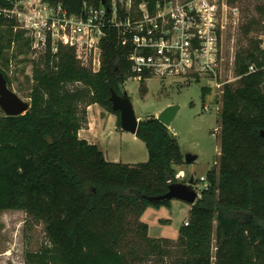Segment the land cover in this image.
<instances>
[{
	"label": "trees",
	"instance_id": "1",
	"mask_svg": "<svg viewBox=\"0 0 264 264\" xmlns=\"http://www.w3.org/2000/svg\"><path fill=\"white\" fill-rule=\"evenodd\" d=\"M46 1L75 13L85 2H102ZM14 3L0 0V7ZM258 9L264 16V7ZM17 24L0 16V60L10 46L2 42L1 28L10 30L9 44L25 38ZM32 41L26 44L32 47ZM102 46V68L95 72L81 64L74 48L59 45L54 52L50 44L34 67L30 109L0 116V210L27 211L45 223L49 238L26 264H139L147 257L153 264H264V50L256 44L237 57L240 79L225 86L219 113L220 165L210 169L206 188L191 205L173 258L168 239L152 238L141 218L149 205L170 201L153 198L178 182L176 166L186 162L177 136L148 116L136 135L149 159L124 163L108 160L98 144L79 134L92 104L115 113L121 127L110 97L112 89L127 92L124 83L133 76L128 51L115 31ZM145 80L141 91L147 94ZM210 90L203 87L204 98Z\"/></svg>",
	"mask_w": 264,
	"mask_h": 264
},
{
	"label": "rangeland",
	"instance_id": "2",
	"mask_svg": "<svg viewBox=\"0 0 264 264\" xmlns=\"http://www.w3.org/2000/svg\"><path fill=\"white\" fill-rule=\"evenodd\" d=\"M238 4L241 19L237 25L229 19L222 41L223 75L224 79L229 80L237 78L235 66L239 54L248 49L255 50L256 44L264 50V16L258 9V6L264 7V0H239ZM247 25H250L249 30ZM1 32L4 35L2 42L10 46H6L4 50L0 67L8 75V78L5 77L9 87L31 103L34 67L42 61L45 51L35 50L26 44L30 34L9 44V28L5 26L1 28ZM259 55L264 57V52ZM124 85L140 120L148 116L159 117L168 106L179 105L170 129L177 136L183 153L192 152L198 154L199 158L195 162L177 165V179L179 182H186L194 177L195 188L201 197L202 190L206 188L208 172L220 165L221 88L210 85L205 77H201L200 81L182 83L173 78L163 80L159 76H153L145 80L147 94L141 91L142 82L132 76L127 77ZM203 87L211 89L205 98ZM100 108L105 109L103 115L109 114V110L100 104L93 105L88 116L94 124L84 136L90 142L99 144L109 160L124 163L147 161L149 151L146 143L130 132L117 130L113 117L102 120L98 115ZM4 114L0 107V116ZM190 208V203L174 198L167 204L149 205L142 215L141 220L149 225V235L152 238L168 239L174 250L173 258L178 249L180 227L189 220ZM48 242L44 222L34 221L25 210H0V264H26L27 255L39 251ZM152 259L147 257L139 264H153Z\"/></svg>",
	"mask_w": 264,
	"mask_h": 264
},
{
	"label": "built area",
	"instance_id": "3",
	"mask_svg": "<svg viewBox=\"0 0 264 264\" xmlns=\"http://www.w3.org/2000/svg\"><path fill=\"white\" fill-rule=\"evenodd\" d=\"M238 2L106 0L100 6L85 2L75 13L62 2L15 0L13 7H0V16L16 20L33 39V49L72 47L81 64L95 72L103 64L102 42L115 31L128 51L132 77L182 83L205 77L223 96L225 86L240 79H224L222 66L223 33L229 19L236 25L241 19ZM255 69L252 64L250 70Z\"/></svg>",
	"mask_w": 264,
	"mask_h": 264
},
{
	"label": "water",
	"instance_id": "4",
	"mask_svg": "<svg viewBox=\"0 0 264 264\" xmlns=\"http://www.w3.org/2000/svg\"><path fill=\"white\" fill-rule=\"evenodd\" d=\"M105 3L106 0H101ZM111 102L113 109L120 112L121 127L123 130L132 134H137L141 120L136 116L134 105L128 93L120 94L112 89ZM0 107L8 116L25 114L31 107L29 101L21 98L9 85L3 71L0 70ZM179 105H171L165 108L158 119L166 126L170 127L178 110ZM264 136V129L261 131ZM186 162H195L199 158L198 154L187 152L184 154ZM195 178L192 177L188 182H173L169 185L167 193L153 198L155 202H164L174 198L184 200L191 205L195 204L200 198L199 191L195 188Z\"/></svg>",
	"mask_w": 264,
	"mask_h": 264
},
{
	"label": "crops",
	"instance_id": "5",
	"mask_svg": "<svg viewBox=\"0 0 264 264\" xmlns=\"http://www.w3.org/2000/svg\"><path fill=\"white\" fill-rule=\"evenodd\" d=\"M93 105H95V104H92V105H90L89 106V108H88V111H89V113H90V109H91V107L93 106ZM105 110V109H104ZM104 110H102L101 108L99 109V113H98V115L99 116H101V119L102 120H105L106 118H108V117H113V119H114V121H115V123H116V129L117 130H121L122 129V127L120 128L119 127V125H118V123H117V120H118V116L116 115V114H114V113H112V112H110L109 111V114H107V115H103V111ZM88 120H89V123H88V126H86V127H89V128H86V127H84V128H82L81 130H80V132H79V134H80V136L82 137V138H85V139H87L84 135L85 134H87L88 133V130L89 129H91V125H92V127H93V124H94V121L93 120H91V117L90 116H88ZM87 132V133H86ZM84 133V134H83ZM135 137H137V135L136 134H133ZM88 140V139H87ZM92 143V142H91ZM97 144V143H96ZM99 145V144H98ZM99 147H100V145H99ZM101 148V147H100ZM102 149V148H101ZM103 150V149H102ZM104 153H105V151H104ZM105 156H106V154H105ZM106 158H107V156H106ZM108 159V158H107ZM109 160V159H108ZM120 160V159H119ZM110 161H115V160H110ZM115 162H123V161H115ZM131 163V162H130Z\"/></svg>",
	"mask_w": 264,
	"mask_h": 264
},
{
	"label": "flooded vegetation",
	"instance_id": "6",
	"mask_svg": "<svg viewBox=\"0 0 264 264\" xmlns=\"http://www.w3.org/2000/svg\"><path fill=\"white\" fill-rule=\"evenodd\" d=\"M186 182H188V181H186Z\"/></svg>",
	"mask_w": 264,
	"mask_h": 264
}]
</instances>
